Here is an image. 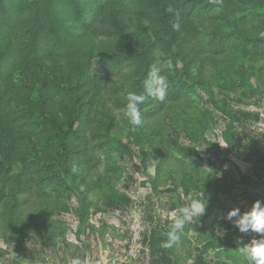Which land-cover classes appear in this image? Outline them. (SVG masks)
Segmentation results:
<instances>
[{
    "label": "rangeland",
    "instance_id": "374dc122",
    "mask_svg": "<svg viewBox=\"0 0 264 264\" xmlns=\"http://www.w3.org/2000/svg\"><path fill=\"white\" fill-rule=\"evenodd\" d=\"M227 1L237 12L228 5L214 11L216 24L206 23L200 39L234 33L231 52L164 72L168 84L190 89L159 112L146 100L140 127L124 115L127 93H139L140 69L111 76L96 66L101 132L113 121L102 138L104 173L96 171L101 160L79 169L64 183L24 196L17 211L12 202L21 195L9 190L18 187L0 183L9 201L0 208V264H245L239 249L259 236L240 233L223 218L233 208L242 214L264 201V0ZM136 25L133 20L128 32L133 46L155 41L154 28L138 35ZM121 40L118 33L107 39ZM94 182L100 192L88 190ZM201 193L208 201L205 214L185 225L179 245L165 249L169 214Z\"/></svg>",
    "mask_w": 264,
    "mask_h": 264
},
{
    "label": "trees",
    "instance_id": "16d2710c",
    "mask_svg": "<svg viewBox=\"0 0 264 264\" xmlns=\"http://www.w3.org/2000/svg\"><path fill=\"white\" fill-rule=\"evenodd\" d=\"M226 5L237 12L227 0H0V183L16 185L9 193L21 195L11 209L24 206V196L73 178L74 166L94 168L107 153L102 138L113 121L101 132L96 66L107 67L111 76L138 67L136 89L143 94L157 49L182 68L201 56H227L234 33L200 39L206 23L216 24L214 11ZM176 12L179 31L172 27ZM132 19L138 35L154 28L155 41L133 46L128 33ZM116 33L120 43L107 41ZM65 69L75 84L65 80ZM189 89L170 82L165 102H180ZM146 100L158 107L156 112L162 110L164 102ZM88 187L100 192L101 184ZM8 202L0 192V208Z\"/></svg>",
    "mask_w": 264,
    "mask_h": 264
},
{
    "label": "clouds",
    "instance_id": "9594fccd",
    "mask_svg": "<svg viewBox=\"0 0 264 264\" xmlns=\"http://www.w3.org/2000/svg\"><path fill=\"white\" fill-rule=\"evenodd\" d=\"M214 3H219L221 0H213ZM168 12H173L172 8L167 9ZM176 21L172 24L174 30L179 31L181 28L180 14L175 13ZM155 63L151 66V70L144 81V93L129 91L126 95L127 104L124 109V115L130 125L140 127L143 124L141 118L140 106L144 104L146 99L151 98L161 103L165 102L168 92V76L164 72L171 73L173 70V62L166 58V53L157 49L154 52ZM105 157L100 156L101 164L96 171L99 174L104 173ZM73 173L78 171L74 166ZM202 197V193L200 194ZM208 201L205 198L194 199L190 204L181 207L169 215L172 217V222L168 225L169 231L166 233V240L163 241L162 246L165 249H172L179 245L181 237L179 233L184 230L186 224H191L194 219L197 221L198 217L205 214ZM229 221L233 227L238 229L240 233L249 234L254 233L259 238H253L249 243L241 244L239 252L244 257L245 264H264V201L257 199L253 202L250 209L241 214L239 208L231 209L223 218ZM72 264H80L79 260H73Z\"/></svg>",
    "mask_w": 264,
    "mask_h": 264
}]
</instances>
